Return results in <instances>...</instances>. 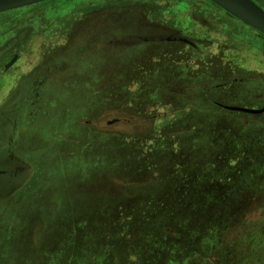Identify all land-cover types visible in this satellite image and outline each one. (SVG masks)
Masks as SVG:
<instances>
[{
    "label": "rangeland",
    "instance_id": "rangeland-1",
    "mask_svg": "<svg viewBox=\"0 0 264 264\" xmlns=\"http://www.w3.org/2000/svg\"><path fill=\"white\" fill-rule=\"evenodd\" d=\"M93 1L40 2L84 14L43 106L6 114L0 264H264V112L223 106L264 107V34L211 0Z\"/></svg>",
    "mask_w": 264,
    "mask_h": 264
},
{
    "label": "flooded vegetation",
    "instance_id": "flooded-vegetation-1",
    "mask_svg": "<svg viewBox=\"0 0 264 264\" xmlns=\"http://www.w3.org/2000/svg\"><path fill=\"white\" fill-rule=\"evenodd\" d=\"M256 1L264 7V0ZM95 2L104 4L106 0H96L91 5H95ZM46 7L43 5L41 7L40 3L0 14V141L2 142L0 143V199L4 196V192L13 189V193L17 190L18 182L21 181L20 178L26 170L24 162H20L15 155L12 136L5 145L3 144V131L10 121L6 116L10 111L8 109L12 110L19 106L41 108L46 97L44 86L50 76L47 69L49 66H42L41 63L48 61L54 46L48 37L55 35L57 30L62 28H55L50 24L44 26L45 21L42 19L45 18ZM42 34L45 35V43L42 42L39 53L42 59L37 62L35 59L32 60L36 45L34 40ZM143 38L181 40L191 46L197 45L184 35H151ZM236 80L239 79L235 77L226 83L229 85ZM216 101L222 103L220 100ZM8 194L9 192L6 193Z\"/></svg>",
    "mask_w": 264,
    "mask_h": 264
},
{
    "label": "water",
    "instance_id": "water-1",
    "mask_svg": "<svg viewBox=\"0 0 264 264\" xmlns=\"http://www.w3.org/2000/svg\"><path fill=\"white\" fill-rule=\"evenodd\" d=\"M46 0H0V13L16 9ZM227 12L237 17L240 21L251 28L264 34V7L255 0H211ZM228 109L240 110L251 113H263L262 108H248L244 106L223 105Z\"/></svg>",
    "mask_w": 264,
    "mask_h": 264
},
{
    "label": "crops",
    "instance_id": "crops-1",
    "mask_svg": "<svg viewBox=\"0 0 264 264\" xmlns=\"http://www.w3.org/2000/svg\"><path fill=\"white\" fill-rule=\"evenodd\" d=\"M47 1V0H46ZM256 1V0H255ZM44 2V1H43ZM93 2H91V3H89V5H82V7L84 8V9H88L89 10V8H90V5L92 4ZM36 4H40V2L39 3H36ZM36 4H32V5H28V6H24V7H20V8H26V7H29V6H33V5H36ZM106 5L108 6L109 4H107L106 3ZM47 7H48V5H47ZM46 7V8H47ZM20 8H16V9H20ZM16 9H11V10H7V11H4L5 13L6 12H10V11H13V10H16ZM4 12H1L0 14H3ZM78 12H80V13H82V14H84V12H82V11H78V10H73V11H71V12H68V13H64V15H63V19H62V17L61 16H58V14L59 13H56L55 12V16H51V18H48V19H46V18H43L42 20H44L45 22H43V24H44V26H47V25H51V26H55V25H58L57 23L58 22H62L63 20H64V18H68L69 16H71L72 14H74V15H76L77 16V13ZM90 12H88V13H85L86 15L87 14H89ZM65 16V17H64ZM73 20H75V18H73ZM80 21H83V18L80 20ZM79 22V21H78ZM76 24L75 23H73V26L72 27H74ZM59 27H62V26H59ZM67 27L68 26H65V27H62L61 29H58L57 30V33L55 34V35H53V36H49L48 38L50 39V41H53V42H57L58 40H60L61 38H62V35H64V33H65V29H67ZM44 34H42L41 36H38L35 40H34V43L35 44H39V46L42 44V42H44L45 41V39H44ZM59 42V41H58ZM45 43V42H44ZM35 48L37 49L38 48V46H35ZM35 53H37V52H35Z\"/></svg>",
    "mask_w": 264,
    "mask_h": 264
}]
</instances>
